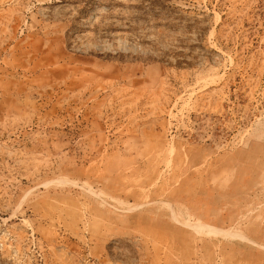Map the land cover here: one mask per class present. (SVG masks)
Listing matches in <instances>:
<instances>
[{
  "label": "rangeland",
  "instance_id": "obj_1",
  "mask_svg": "<svg viewBox=\"0 0 264 264\" xmlns=\"http://www.w3.org/2000/svg\"><path fill=\"white\" fill-rule=\"evenodd\" d=\"M0 264H264V0H0Z\"/></svg>",
  "mask_w": 264,
  "mask_h": 264
},
{
  "label": "bare ground",
  "instance_id": "obj_2",
  "mask_svg": "<svg viewBox=\"0 0 264 264\" xmlns=\"http://www.w3.org/2000/svg\"><path fill=\"white\" fill-rule=\"evenodd\" d=\"M101 11V10H100ZM100 13V12H99Z\"/></svg>",
  "mask_w": 264,
  "mask_h": 264
}]
</instances>
